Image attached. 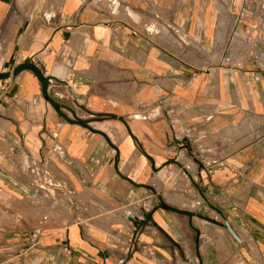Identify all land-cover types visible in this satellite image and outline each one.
Returning a JSON list of instances; mask_svg holds the SVG:
<instances>
[{
  "label": "crops",
  "instance_id": "crops-1",
  "mask_svg": "<svg viewBox=\"0 0 264 264\" xmlns=\"http://www.w3.org/2000/svg\"><path fill=\"white\" fill-rule=\"evenodd\" d=\"M34 1L0 0L1 62L12 65L9 77L20 78L12 96L24 99L35 119L33 127L24 128L10 108L3 113L0 129L13 137L0 138V145L8 147L0 154V178L6 182L0 196L28 193L12 178L11 152L18 142L33 158L52 151L57 162L75 164L74 177L86 185L82 165L93 178L90 190L105 201L126 193L143 207L139 216L126 217L127 231L137 237L135 249L128 245L122 251V232L114 233L111 226L78 222L55 232L40 229L33 244L29 234L0 235V264H140L130 259L140 250L152 256L141 259L142 264H264V132L244 134L232 126L243 116H264V71H245L240 65L208 70L215 63L207 56L198 60L201 68L174 55L165 57L154 43L139 38L145 37L139 15L129 19L128 13L101 10L98 0H41L33 16ZM93 66L105 80L120 70L133 95L114 102L95 84L97 93L86 97L81 83ZM4 78L0 75V82ZM54 82H68L91 108L88 113L80 104L70 108L58 99L60 87ZM5 93L0 88V98ZM140 104L157 105L162 116L170 108L171 121L125 119L147 113ZM54 123L63 126L55 143L48 138ZM223 129L230 131L228 138L204 140L207 133ZM189 146L201 149V168L185 167L179 177L201 200L197 213L171 205L160 194L174 183L162 168L167 152L174 149L189 162L194 153ZM237 227L246 228L252 252L237 249ZM225 228L232 233L225 234ZM219 238L221 250L214 246Z\"/></svg>",
  "mask_w": 264,
  "mask_h": 264
},
{
  "label": "rangeland",
  "instance_id": "rangeland-1",
  "mask_svg": "<svg viewBox=\"0 0 264 264\" xmlns=\"http://www.w3.org/2000/svg\"><path fill=\"white\" fill-rule=\"evenodd\" d=\"M41 5V0L34 1L33 16L36 11L39 13ZM97 7L101 10L115 11L121 15L128 13L129 19L132 18V13L135 16L139 15V21L142 19L141 24L145 35L143 37L139 34V38L146 43H154L155 49L165 57L174 55L186 63H192L195 67L201 68L197 62L201 56L204 58L207 56L210 63H212L211 60L215 63L205 67L208 70L220 68L221 71H227L233 65H240L245 71L250 69L264 71V0H98ZM122 20L126 23L125 25L131 24L130 20L121 18ZM201 41L205 46V51L202 50ZM0 55H2L0 56V75H5V78L0 82V88H5L6 91L4 97L0 98V120L4 118V111L10 108L18 121L24 124V128L33 127L35 124L34 114L28 111V105L24 99L19 97L14 99L12 96L19 88L20 78L8 76V71L12 65L2 64L4 54L1 52V46ZM92 68V74L90 70L86 75V81L81 83L87 88L86 97L97 93L95 84L101 86V94H105L114 102L121 96L125 95V99L129 97L132 92L131 86L127 85L120 70H115V75L105 80L106 78L100 76L103 72L98 73L95 66ZM228 83H231V80L230 82L228 80ZM54 84L56 86L59 84L60 87L58 89L60 92L56 96L58 99L69 102L70 108L74 104L77 107L80 104L83 111L88 113L87 111L91 108L86 105V101L78 100L74 95L75 92L72 93L73 89L69 87L68 82H54ZM93 104L96 108L102 106L99 102ZM156 106L140 104L139 109L142 112H149V115L134 112L125 119L134 117L142 121L163 117L169 118L171 121L170 108H167L166 111L169 113L162 116L160 110L155 109ZM176 122L173 120V125ZM263 124L264 116L256 118L243 116L235 125L232 123V126L234 130L238 128L244 134L254 131L260 136L264 132L261 128ZM62 129L63 126L60 123H54V129L50 130L48 138L53 142L58 140ZM9 133L5 129H0V138L6 142V139L13 137ZM229 135L230 131L223 129L213 136L207 133L204 140H209V138L224 139V137L228 138ZM196 150L189 146L188 152H194L193 155L189 153L188 158H191L189 162H186V157L181 158L174 154V149L173 152L172 150L167 152V160L162 168L167 175H170L169 179L173 178L174 183L162 189L160 194L164 195L166 201L171 202V205L176 204L183 209L197 213L198 210L196 209L200 206L201 200L188 192L190 187L187 188L184 180L179 177L182 171H185V167L187 169L196 167L198 170L201 168L199 163L201 161V149L199 148L197 152ZM7 152L8 147L0 145V154ZM11 154L13 155L14 174L12 178L14 183L17 188L24 187L28 193L20 190L22 197L15 195L11 197L0 196L1 236L12 235L13 233L28 235L33 230L40 229L46 232H55L59 228H67L78 222H83L86 226L98 224L111 226L116 234L122 232L120 234L122 240L120 241V249L122 251H125L128 245L131 248H136L137 237H135V233L132 235L133 232H128L125 225L127 216L135 217L141 213L143 204L141 201L139 202L137 197L125 193L112 196L111 199L105 201L96 192L90 190L91 183L88 181L93 182V178L88 175L82 165H79V168L85 172L86 179L84 178V181L87 182L86 185H79L78 180L74 177L73 172L76 165L57 162L55 153L52 151H47L46 156L40 159L33 158L28 153L23 152L20 143L17 142ZM178 170L179 172H177ZM5 184V179L0 178V185L6 186ZM185 202H192V204H185ZM182 211L185 212L186 210ZM71 229L73 230V228ZM224 233L231 234L232 232L225 228ZM234 233L240 236V241H235L238 245L237 249L242 254L249 248L252 252L253 249L249 246L250 244L246 243L248 239L246 228L237 227ZM127 234L131 235L128 240L123 238ZM214 246L215 249L221 250L219 248L223 245L220 238L216 240ZM133 258L142 264L141 259L151 260L152 256L149 252L140 250L137 251L136 257L134 255L130 257L131 260ZM195 264L200 263L197 261Z\"/></svg>",
  "mask_w": 264,
  "mask_h": 264
},
{
  "label": "built area",
  "instance_id": "built-area-1",
  "mask_svg": "<svg viewBox=\"0 0 264 264\" xmlns=\"http://www.w3.org/2000/svg\"><path fill=\"white\" fill-rule=\"evenodd\" d=\"M40 230H33L30 234H29V241L30 243L33 244V242L35 241L36 237L39 235Z\"/></svg>",
  "mask_w": 264,
  "mask_h": 264
},
{
  "label": "bare ground",
  "instance_id": "bare-ground-1",
  "mask_svg": "<svg viewBox=\"0 0 264 264\" xmlns=\"http://www.w3.org/2000/svg\"><path fill=\"white\" fill-rule=\"evenodd\" d=\"M61 196V195H60ZM63 199V198H62ZM64 200V199H63ZM57 201V200H56ZM58 201H60L59 199H58ZM65 207V206H64ZM66 217V216H65ZM61 219H63V218H61Z\"/></svg>",
  "mask_w": 264,
  "mask_h": 264
}]
</instances>
